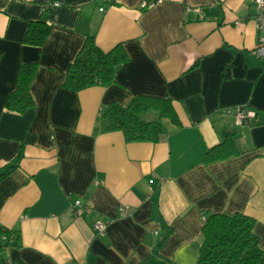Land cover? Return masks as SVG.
<instances>
[{
    "label": "crops",
    "instance_id": "1",
    "mask_svg": "<svg viewBox=\"0 0 264 264\" xmlns=\"http://www.w3.org/2000/svg\"><path fill=\"white\" fill-rule=\"evenodd\" d=\"M256 11L255 0H0V228L14 233L5 259L199 264L207 213L252 217L264 251ZM36 20L52 26L41 47L23 42ZM87 34L104 51L123 45L129 59L111 85L75 92L63 84ZM28 63L38 64L34 104L12 111ZM137 95L172 99L182 127L168 125L156 143L101 133L100 110ZM241 107L256 117L236 126ZM230 132L241 154L206 164Z\"/></svg>",
    "mask_w": 264,
    "mask_h": 264
},
{
    "label": "trees",
    "instance_id": "2",
    "mask_svg": "<svg viewBox=\"0 0 264 264\" xmlns=\"http://www.w3.org/2000/svg\"><path fill=\"white\" fill-rule=\"evenodd\" d=\"M52 26L43 20L31 21L23 42L41 47L46 42ZM128 54L119 44L110 51L102 50L95 36L87 34L84 44L69 66L63 87L79 92L94 86L107 87L115 82L118 70L128 61ZM38 69L37 63L23 64L20 68L16 90L7 99V108L24 112L34 104L30 87ZM226 76L228 72L226 71ZM157 112V119H145ZM181 128L182 123L170 98L137 95L129 105L112 103L99 113L101 133L122 132L127 142L156 143L169 132V126ZM235 134L228 133L223 140L210 148L205 163L211 164L240 155ZM6 174L0 175V180ZM256 221L242 213L227 215L207 213L202 227L204 242L199 264H264V251L255 233ZM2 237L6 239L3 240ZM14 244V233L0 228V251ZM3 264H6L4 258Z\"/></svg>",
    "mask_w": 264,
    "mask_h": 264
},
{
    "label": "built area",
    "instance_id": "3",
    "mask_svg": "<svg viewBox=\"0 0 264 264\" xmlns=\"http://www.w3.org/2000/svg\"><path fill=\"white\" fill-rule=\"evenodd\" d=\"M104 2H110L111 0H103ZM256 4V14H255V22L257 27V34H258V47L255 50L256 55L263 59L264 61V0H255ZM58 3H55L54 6H58ZM101 12L104 11V8L101 7L99 9ZM255 112L249 110L247 107H241L236 109L235 114V125L240 126L247 123L249 120L255 118ZM75 214L80 215L87 211V209L83 206L80 201H75L72 205ZM107 228V224L103 222H98L95 225V229L104 234ZM5 240V237H2ZM6 264H15L12 260L7 259Z\"/></svg>",
    "mask_w": 264,
    "mask_h": 264
},
{
    "label": "rangeland",
    "instance_id": "4",
    "mask_svg": "<svg viewBox=\"0 0 264 264\" xmlns=\"http://www.w3.org/2000/svg\"><path fill=\"white\" fill-rule=\"evenodd\" d=\"M158 113L157 112H151L149 115L145 116V119H157ZM5 258V253L3 250L0 251V264H3V259Z\"/></svg>",
    "mask_w": 264,
    "mask_h": 264
}]
</instances>
